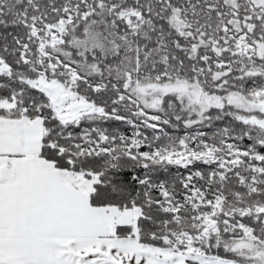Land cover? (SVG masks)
Instances as JSON below:
<instances>
[{
    "label": "trees",
    "instance_id": "1",
    "mask_svg": "<svg viewBox=\"0 0 264 264\" xmlns=\"http://www.w3.org/2000/svg\"><path fill=\"white\" fill-rule=\"evenodd\" d=\"M252 5L250 0H0V58L10 68L0 73V100L15 101L12 109L0 107V118L42 117L41 156L60 170L97 176L92 206L139 207L141 244L182 249L180 235L197 237L205 216L214 213L218 231L196 244L210 255L252 261L232 246L243 236L241 226L264 240L259 211L264 128L239 118L257 112L225 101L199 115L169 94L161 109L141 113L143 106L125 87L130 72L138 81L178 78L199 83L210 95L252 99L264 88V57L236 51L241 30L252 43L264 41ZM130 11L139 16L128 21L123 14ZM70 15L64 42L48 46L49 55L42 57L38 36ZM90 32L102 46L83 50L79 40ZM49 62L57 65L53 73ZM71 68L79 74L74 90L103 114L64 123L49 96L31 83L44 71L70 82ZM184 144L213 147L215 159L182 165L161 158ZM116 236L134 237L133 225L118 224Z\"/></svg>",
    "mask_w": 264,
    "mask_h": 264
},
{
    "label": "crops",
    "instance_id": "2",
    "mask_svg": "<svg viewBox=\"0 0 264 264\" xmlns=\"http://www.w3.org/2000/svg\"><path fill=\"white\" fill-rule=\"evenodd\" d=\"M45 132L42 117L0 118V264H185L117 237L121 209L92 206L93 178L41 156Z\"/></svg>",
    "mask_w": 264,
    "mask_h": 264
},
{
    "label": "rangeland",
    "instance_id": "3",
    "mask_svg": "<svg viewBox=\"0 0 264 264\" xmlns=\"http://www.w3.org/2000/svg\"><path fill=\"white\" fill-rule=\"evenodd\" d=\"M123 15L128 21H131L130 17L132 15L139 16L135 11L125 12ZM71 21L72 17L70 15L68 18L60 20L57 24L48 25L45 34L38 36L40 41L39 51L42 57L49 55L47 49L48 46H59L64 42V34ZM34 33H37L36 30ZM101 42L102 41L98 39L96 33L92 32L79 40V44L83 50L95 46H102ZM237 47L240 54L250 56L253 53V47L245 41L244 36L238 39ZM57 64H59V62ZM47 67L53 73L56 70L57 65L55 62H49ZM71 71L70 82H63L57 78H49L44 71L41 72V75L36 80L31 81V83L43 90L49 96L51 107L54 109L55 114L64 123L77 122L85 116L103 114L101 107H98L91 102H87L74 90L73 83L78 79L79 74L72 68ZM9 72V66L0 58V73ZM125 87H130L131 94L136 98V101L143 106L140 110L141 113H145V109L153 111L161 109L165 96L174 94L179 100L183 101L187 109L189 108V112L196 111L199 115L211 105H220L225 101L234 102L247 110L257 112V114H249L247 116L240 115V119L264 128V88L258 91L252 99L243 98V100H238L239 98L232 96L223 98L217 95H209L205 92H200L201 89L198 84L190 85V83L178 78L165 81H138L130 72L126 73ZM0 107L12 109L15 107V101H9L6 99L0 100ZM146 116L147 119H157L156 115L147 114ZM199 119H201V117H199ZM238 153V150L232 149V154ZM161 158H165L172 163L186 165L194 159H215V149L213 147H206L203 150H196L192 146L184 144V147L181 150L169 151L161 156ZM93 180L95 182L97 176H94ZM215 206L216 212L220 209V205L217 202ZM121 211V215L127 220L124 223L133 225L134 231L138 232L137 219L140 215V208L134 207L132 209H123ZM259 211L264 212V207L259 208ZM204 223L206 227L197 237H192L188 234L180 235L178 240L179 243L184 244V248L180 249L172 247L164 249L162 254L165 255L167 253L169 255H177L185 262V264H190L189 261L211 264H264V240L255 236L252 229L249 227L241 226L243 229V236L232 247L234 250H237L239 254L245 256V258H251L252 261L242 262L235 259L207 254L196 244V241L204 238L207 239L212 233L218 231V224L214 217V213L206 215Z\"/></svg>",
    "mask_w": 264,
    "mask_h": 264
},
{
    "label": "flooded vegetation",
    "instance_id": "4",
    "mask_svg": "<svg viewBox=\"0 0 264 264\" xmlns=\"http://www.w3.org/2000/svg\"><path fill=\"white\" fill-rule=\"evenodd\" d=\"M252 3H253V8H255L254 9V13L255 14H257V16H258V19H260L261 20V24H262V27L264 28V19H263V16H264V0H250ZM238 23V22H237ZM242 25H246V21L244 20L243 21V24ZM242 25H239V27H242ZM247 28L249 29H251L252 27L251 26H247ZM237 34H238V37H237V39H236V48H237V52L239 53V50H238V47H237V42H238V39L240 38V37H242V36H244V38H245V41L250 45V46H252L253 47V53L252 54H254V55H256V56H260V57H264V41L263 40H257V41H255L254 43H252V42H250L249 40H248V37H247V34H248V32H243V30H241V32L239 33V32H236ZM251 54V55H252ZM243 55V54H242ZM248 56V55H247ZM191 84H198L199 86H200V84L199 83H190V85ZM200 89H201V91L200 92H203L204 93V91L202 90V87L200 86ZM256 93H258V92H256ZM255 93V94H256ZM208 94V93H207ZM210 95V94H209ZM234 97V96H233Z\"/></svg>",
    "mask_w": 264,
    "mask_h": 264
}]
</instances>
